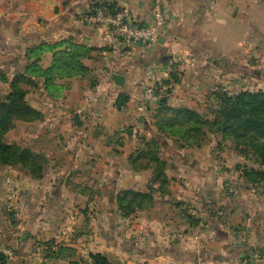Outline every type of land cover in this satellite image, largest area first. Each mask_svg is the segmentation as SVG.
Masks as SVG:
<instances>
[{"label": "crops", "instance_id": "0c3cea01", "mask_svg": "<svg viewBox=\"0 0 264 264\" xmlns=\"http://www.w3.org/2000/svg\"><path fill=\"white\" fill-rule=\"evenodd\" d=\"M104 4L153 24V0H0V70L7 75L21 72L27 51L43 43L69 39L90 49L81 59L87 74L54 73L46 85L44 76L34 75V85L21 84L27 104L41 114L32 123L41 130L40 144L49 146L42 152L48 165L41 178L23 182L20 196L4 193L0 182V247L16 256L6 264H88L90 253L116 264H264V188L250 194L255 189L242 175L214 166L217 160L227 165V155L219 159L202 145L180 148L162 135L154 123L156 102L135 111L151 84L168 88L169 107L204 111L202 86L217 80L219 57L235 53L226 41L238 32L244 46L246 32L258 27L244 5L261 16L264 5L163 0L166 22L157 42L129 47L95 19L98 10L115 15ZM52 54L42 53L41 70L51 66ZM112 74L124 76V84L116 85ZM120 94L128 97L126 112L116 108ZM144 139L159 142L155 155L164 162V183L139 154ZM168 144L173 147L164 152ZM16 169L28 177L25 168ZM123 191L150 198L124 216L117 200Z\"/></svg>", "mask_w": 264, "mask_h": 264}, {"label": "trees", "instance_id": "16d2710c", "mask_svg": "<svg viewBox=\"0 0 264 264\" xmlns=\"http://www.w3.org/2000/svg\"><path fill=\"white\" fill-rule=\"evenodd\" d=\"M103 10L109 11L111 14H115L112 10V6L109 4H104ZM52 51L53 60L49 68L41 70L38 62L41 59L43 52ZM90 49L84 46L73 43L72 41L63 40L55 44H41L37 48H31L27 51L28 64L25 65L24 69L17 73L9 79L8 75L0 70V82L8 85L9 93L5 97L4 103H0V124L3 126L5 117L1 113L3 111L11 112L14 107L19 108L22 116L18 117L20 121H29V112L33 113L31 120H38L41 116L39 112L30 107L24 99L25 90L21 87V84L34 85L35 81L32 76H44V84H48L52 80L54 73L65 76L74 75H85L89 72V69L84 66L81 59L89 54ZM174 82L178 81L175 75H172ZM214 97L218 99L217 109H211L208 106L209 111L215 113L214 120L211 122V127L216 129H221L225 133H233L237 136H246L249 131L252 133H258V139L261 141L250 142L251 146L256 145L258 150V156L264 160V93L259 92L257 94H251L247 92H240L234 95H229L227 93H217L213 92ZM128 97L120 94L116 100V108L121 109L122 106L126 104ZM2 102V101H1ZM159 104V109L154 114V123L160 133L163 135L172 136L176 139L180 148H191L201 146L200 137L198 136L201 132L199 130L202 122L200 120V113L191 111L185 108L174 109L166 105V97L157 101ZM17 110V109H16ZM261 112V113H260ZM7 119V124L10 122ZM237 124L234 125V123ZM184 123H188L189 131L182 130L184 128ZM12 125V124H11ZM10 125V126H11ZM209 128L211 129V127ZM240 129V132L233 131V127ZM4 129L0 127V158L1 162L5 165H19L23 168L30 169L25 161L19 156L16 161L8 158V150L11 147L9 144L5 143L3 134L8 131L7 125L3 126ZM192 129L196 131L195 139L191 137ZM198 140V141H197ZM251 140V139H250ZM145 149L141 150L139 154L145 153L144 157L149 158L147 163L152 162L155 166V178L161 179L164 183L163 167L164 162L160 160L156 155L159 148V142L151 139L149 141H143ZM264 163V161H263ZM244 170V169H243ZM242 176L251 184V187H258L264 185V171L263 170H253L242 171ZM33 175L38 176L37 172H33ZM32 175V176H33ZM33 176V177H35ZM38 178V177H37ZM254 190V188H253ZM150 198L149 194L131 193L128 191H123L119 194L117 200L119 205V210L124 216H128L135 207L142 208ZM14 252V251H13ZM90 262L88 264H111L107 258L98 253H90ZM0 263L6 264L7 259L4 255L0 254Z\"/></svg>", "mask_w": 264, "mask_h": 264}, {"label": "rangeland", "instance_id": "374dc122", "mask_svg": "<svg viewBox=\"0 0 264 264\" xmlns=\"http://www.w3.org/2000/svg\"><path fill=\"white\" fill-rule=\"evenodd\" d=\"M256 1L259 4L264 5V0ZM244 6L246 7L247 11L250 12V15L252 17L257 18L256 20L258 22H256V25L258 27L255 28V26H252L250 30L246 32V35H248V39L247 43L244 46L243 43L245 41H243L242 39L243 36H241V34L238 32L231 39V42L226 41V48H228L229 51H235V53H233L234 55H232V58H217L218 64L216 67L219 71L218 75H216L217 80L213 82V84H211V82H207V85L208 83L212 86L215 85V89L210 91L208 90L209 87L207 85L202 86L201 91L204 90V98H202L203 101H201L202 104L200 105L204 108L206 107L205 110L208 109V105H210L211 109H217L218 107V99L214 97V91H216L217 93H227L229 95H234L240 92H247L251 94H257L259 92L264 93V28H260L261 26L264 27L261 21L264 19V16H261L259 11L255 12L256 8L253 9L248 5ZM234 27L235 26H233V28ZM6 69L7 68H5V70ZM8 73L11 75L9 79H11V77L15 75V71L12 73L11 71H8ZM0 85H3L0 88V103H4L3 101H5V97L9 93L8 85L6 83L2 84L1 82ZM160 89L161 86H158V90ZM167 90L168 88L164 89V91L162 90V96L159 98V100L165 97V92ZM209 92L211 93V95L207 94ZM32 98L33 97H30L31 102H33ZM205 110H202L200 113V120L202 122V125L199 128L201 132L198 135L201 136L202 134L199 140L202 144L200 148H203V152L215 153L219 157V159L220 157H222L221 155H227L229 158H231L227 165L223 164L221 160H217V162L214 163V166H216L217 168H221L222 170L233 169L235 170V173H239L240 175H242V171H249V169L264 171V160L258 156L256 145H250V142L252 141H261L260 139L256 138L258 137V133H252L251 131H249V134L246 136L236 137V135H234L233 133H225L224 131H221V129L215 128L214 130V128L210 125L214 120L215 113L209 110ZM1 113L5 117L3 126L7 125V129L8 127H10L8 131L3 134V141L10 146H17L11 147L7 151L8 154H10L7 157L16 161V158L19 156L21 159H23V161H25V164H27L29 168L31 167L29 170L25 168L28 177H24L20 174L21 171L16 169L21 166L5 165L1 162L0 158V182H2V180L4 179V183L7 186L5 187L3 192L6 193L7 191L9 192L10 190H12L15 191V193L13 194L14 196H20L25 191L23 190L24 187L22 186L24 181H29V179H37V177L41 178V172L48 165V160L43 153L46 154L48 152L49 146L40 144L38 135L41 130L40 128H38V124L34 125L32 123L33 120L31 119L34 116L32 112L28 113L30 116V120L24 121V123L18 120V117L22 116V113H20V110L17 107H14L11 112L3 111ZM261 115L264 116V113H261ZM8 118L10 119V122L7 124ZM235 124H237V122H235L234 125ZM183 125L184 128H182V130L189 131V124L184 123ZM3 126L0 124V127L2 129H4ZM209 126L211 127V129L209 128ZM233 131L234 133H239L240 129L234 126ZM47 132L48 131L46 130V134ZM195 134L196 131L192 129L191 137L195 136ZM35 135H37V137H35ZM193 138L195 139V137ZM169 146L173 147L172 144H168L163 151L165 152ZM34 171L38 173V176L33 175ZM32 175L35 177H33ZM236 177L237 174L234 176V179ZM259 187L261 186L252 187L255 190L253 192L249 191V193L255 194L258 191L257 189ZM230 188L228 190H230ZM262 188H264V185H262ZM248 190L251 189L249 188ZM262 194L264 193L262 192ZM7 213L8 216H11L12 219L16 218L13 211ZM47 244H49V242L43 243V245ZM89 262L90 257L88 256V258L85 260V263ZM111 264L116 263L111 261Z\"/></svg>", "mask_w": 264, "mask_h": 264}, {"label": "built area", "instance_id": "2783aa9c", "mask_svg": "<svg viewBox=\"0 0 264 264\" xmlns=\"http://www.w3.org/2000/svg\"><path fill=\"white\" fill-rule=\"evenodd\" d=\"M163 0H153V24H140L128 18L126 15L117 13L110 15L101 10L97 11L96 20L104 21L110 26L111 34L121 40L126 46L147 47L157 42L159 29L165 25L166 19L162 9ZM162 87L158 90V85L146 86L143 92V102L135 106L137 113H142L146 105L157 102L162 96ZM121 111L126 112L127 106H122ZM0 252L6 257L8 262L15 260V253L9 249L0 247ZM243 264H248L244 262Z\"/></svg>", "mask_w": 264, "mask_h": 264}, {"label": "water", "instance_id": "95a60500", "mask_svg": "<svg viewBox=\"0 0 264 264\" xmlns=\"http://www.w3.org/2000/svg\"><path fill=\"white\" fill-rule=\"evenodd\" d=\"M112 79L118 86H122L124 84V76L120 74H112Z\"/></svg>", "mask_w": 264, "mask_h": 264}]
</instances>
